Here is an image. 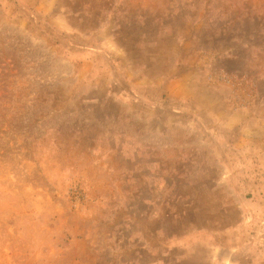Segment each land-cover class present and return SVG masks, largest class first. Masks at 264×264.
<instances>
[{"label":"rangeland","instance_id":"rangeland-1","mask_svg":"<svg viewBox=\"0 0 264 264\" xmlns=\"http://www.w3.org/2000/svg\"><path fill=\"white\" fill-rule=\"evenodd\" d=\"M0 264H264V0H0Z\"/></svg>","mask_w":264,"mask_h":264}]
</instances>
